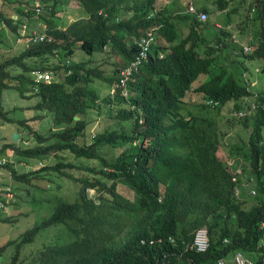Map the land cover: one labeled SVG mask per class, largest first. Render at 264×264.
I'll list each match as a JSON object with an SVG mask.
<instances>
[{"label":"trees","instance_id":"1","mask_svg":"<svg viewBox=\"0 0 264 264\" xmlns=\"http://www.w3.org/2000/svg\"><path fill=\"white\" fill-rule=\"evenodd\" d=\"M36 1L48 11L38 19L48 24L53 41L20 49L22 24L36 21ZM78 1L86 18L65 29L55 17L68 0H0V48L5 51L0 57V119L13 123L4 105L5 96L11 95L32 102L29 109L51 113L55 129L48 135L29 129L35 146L15 143L0 151V163L7 150L13 151L23 162L20 170L10 161L0 167L21 185L31 184L32 178L53 182L50 173L72 179L66 169L76 166L64 158L66 152L100 163L99 168L78 167L98 177L78 180L81 187L73 198H35L32 205H47L48 216L1 247L0 263L217 264L222 258L236 264L235 255L241 253L264 264V91L242 84L227 65L251 71L249 63H255L264 74V0H207L211 7L204 4L197 11L210 16L207 23L190 12L193 0L186 10L178 8L182 0H174L173 8L166 0ZM243 4H249L246 15L252 18L240 29L245 39L250 31L254 52L249 55L232 48L230 31L214 32L212 43L203 35L213 30L211 18L227 14L231 21ZM254 11L258 15H252ZM184 22L189 33L181 26ZM250 22L259 24V30L253 31ZM151 30L158 35V46L132 74L128 100L120 93L103 98L95 81L105 79L109 87L118 82L137 54L134 41ZM109 50L119 63L104 77L90 63ZM16 69L20 72L14 75ZM35 70L52 73V82L38 84L32 76ZM192 95L197 101L189 109ZM118 106L130 109L123 112ZM92 107L124 125L132 123L131 134L124 128L108 129L87 139ZM25 109L15 106V111ZM235 111L244 113L239 121L249 135L239 134V142L230 146L229 165L219 156L224 135L211 114ZM107 148L123 151L109 159L103 154ZM53 155L58 161L54 164ZM119 185L133 191L134 199L120 194ZM2 187L1 212L15 203L14 195L16 199V189ZM89 189L101 195L92 199ZM2 214L0 223L12 220ZM52 227L61 228L56 241L38 245ZM201 229L208 231L206 251L196 244Z\"/></svg>","mask_w":264,"mask_h":264},{"label":"rangeland","instance_id":"2","mask_svg":"<svg viewBox=\"0 0 264 264\" xmlns=\"http://www.w3.org/2000/svg\"><path fill=\"white\" fill-rule=\"evenodd\" d=\"M68 1L69 4H67L66 6L58 7L59 12L57 11L56 17L60 16V18H55V20H57L59 27L67 28L70 24L80 20L83 17V10L82 7H80L81 5L79 1L78 0H68ZM189 1L191 0H182L181 3L184 4L186 7ZM240 1L242 0H234V3L237 4ZM210 2L207 0H193L196 11L201 9L204 6V4H207L209 7H211L212 4ZM231 7L229 8L232 10L234 6ZM238 8L239 11L232 13L231 21H229V15L227 14L219 15L218 19L217 18L215 19V17L211 18V21H212V25H215L217 22L220 23L221 21V23L224 25V29H226L227 26L229 25L232 29L235 30L236 34L240 38H242L241 41L243 43L244 42L246 43L251 38V35L249 34L250 31L249 30L247 31L249 37L246 40L245 37L240 33L241 32L240 29L242 26H244L245 23L248 22V19H252L246 15L249 9V4L247 5L243 4ZM255 14L258 15L257 13H255V11L254 13L252 12V15ZM33 18L36 20V22H40L36 26L40 27V29L38 30L41 32L42 24H45V22L42 19H36L35 17ZM250 28L253 31H258L260 26L259 24L253 25V23L250 22ZM186 31L187 29L185 30V32ZM210 34L211 36L214 37V30H211ZM17 46L21 49V45H17ZM232 48L239 50L238 46H233ZM233 50L227 49V51H233ZM13 52L16 51L14 50ZM3 54H5V51L1 50L0 48V57ZM12 55L14 54L12 53ZM78 60H80V58ZM118 63H119V58L117 57V55L112 53V51H109L107 53L98 54V56L95 57V60L92 61V63H90V67L99 69V71L102 72L104 77H108L115 72ZM229 63H227V65H229L232 68V70L236 73V77L241 81L242 84L249 83L251 86H254V90L264 91V74L262 73L261 68L259 69V67L256 68L254 67L255 63L254 64L249 63V67L251 71L242 69L238 64L236 65V63L235 64L232 63V65ZM19 72H20L19 69L12 70V73L14 75H16ZM104 80L105 79H97L94 83L95 87L100 90L102 96H105L108 93L107 88L109 87L107 82H105ZM200 80L201 82H204L206 78L202 77ZM196 101L197 99H193L189 101V103L187 104L189 109H193V106L191 104H194ZM4 105L6 111L8 112V115L10 116V118L13 119V123L4 122L2 121V119H0V151L4 149L5 146L7 145L10 146L15 143H17L19 146H23L26 148L35 146L36 140L32 132L29 131V129H33L41 134H46V135H48V133L51 130H55L53 115L49 112L41 113L40 111L29 109V106L32 105V102H25L23 99L18 100V97L15 99V96L6 95L4 98ZM15 106L21 108L24 107L28 109H25V111L23 112L15 111ZM118 107H119L118 110H121L123 112L126 109V107L124 106H118ZM102 108L104 107L101 106L100 111L102 110ZM127 109H130V106H127ZM100 111H98V109H93V107L89 109L90 114L88 116V120L91 122V124L87 129V139H90L95 134L104 132L108 129L122 130L124 128L125 132L128 135L131 134L132 123L124 125L123 122H121L120 120L111 119L108 117V115L103 113L100 114ZM116 113L117 112H115V114ZM211 116H213L217 120L220 127V131L224 135L222 140V145L219 150V156L221 157L222 161L226 163L228 162V164L231 165V163L233 164V162L229 154V151L231 149L230 146L232 144H236L239 142V137H238L239 134L245 137L247 134L249 135V133L242 132L243 125L240 123L239 119L235 117L236 113L234 112H222V113L215 112L211 114ZM20 120L26 123L25 126L19 123ZM59 130L60 129H56L55 132H58ZM88 131L90 132V134ZM15 133L18 134L20 133L21 134L20 138L22 136V140L19 139L17 142H14L13 135ZM122 151H123L122 149H118L115 153L114 150L107 148L104 149L103 154L107 156L109 159H114L116 158L115 154L119 155ZM64 158L67 159V162H72L76 166L75 169H66V172H68L70 176H73L72 179H70L67 176H60L54 173H50V177L53 179V182L50 180L42 181L40 179L32 178L31 184L18 185L10 176L9 171L4 167H0V188L5 184L8 185L10 188H14V190L16 189L15 190L16 199L14 195L15 203H13L11 207H9L8 211H3V212L0 211V214L3 213L2 214L3 218L11 217L12 219L9 223L6 224L0 223V248L5 246L11 240H15L17 237H19L22 233L26 232L28 229L32 228L33 225L37 223L36 221L48 216L49 213H48L47 205H45L44 208L43 206L40 207V204H38L37 202H35V205H32L35 198L43 201L49 200L54 196H59V195H64L67 198H73V194L76 191H78L81 187V183L78 182V180L87 177H89L91 180H94L95 177H98L88 172L87 170L78 169V167L94 166L96 168H99L100 165L99 161L76 159L74 158L73 155H71L68 152L64 154ZM9 161L15 163L16 167L19 170L21 168V165L23 164V162H20L21 160L17 159L13 151L7 150L0 164L5 165V163ZM51 162L52 164L58 162L56 155H53L51 157ZM43 163L45 164V166L48 164L45 162ZM110 184L111 183H108L107 187H109ZM45 189L48 191H46ZM118 192L130 200L134 199L133 191L127 189L126 187L119 185ZM99 195L101 194L100 192H98L97 189L88 190V197L92 199L97 198ZM58 233L59 234L61 233V228H53V227L49 228L47 232H43L44 235L40 237L38 245H41L42 243H50L56 241ZM38 245L33 246V248L38 247ZM7 253L11 254L12 249L8 248ZM2 260L0 257V261ZM0 264H5V263H0Z\"/></svg>","mask_w":264,"mask_h":264},{"label":"clouds","instance_id":"3","mask_svg":"<svg viewBox=\"0 0 264 264\" xmlns=\"http://www.w3.org/2000/svg\"><path fill=\"white\" fill-rule=\"evenodd\" d=\"M162 1V0H161ZM174 0H166V2H167V4H171V6H172V8L174 7V2H173ZM37 3H39L40 5H41V8H42V13L41 14H37V12H36V9H35V5L37 4ZM189 7H191V6H194V3H193V1H191L190 3H189ZM81 7V6H80ZM176 7V6H175ZM195 7V6H194ZM48 10H51V9H48ZM82 10H83V17L82 18H86V13H85V11H84V9L82 8ZM33 11L35 12V15H34V17L36 18V19H38V17H40V16H43L44 14H45V12L47 13L48 11L45 9V11H44V7H43V5L41 4V2H39V1H36L35 2V4H34V7H33ZM199 12V11H198ZM194 14V13H193ZM55 18H60V16H57V17H55ZM81 18V19H82ZM209 18H210V16H209ZM208 18V20L206 21V22H201V23H207V22H209L210 21V19ZM14 19L15 20H17L18 19V16L17 15H15L14 16ZM35 22V24L33 23V24H29V22H28V20L26 19L25 20V23H23L22 24V32H27V35L29 36L30 34H32L33 32H36L37 34H39V35H42V34H47V36L49 37V38H52V41H53V37H51V35L49 34V31H50V28H49V26H48V24L47 23H45V24H42V27H41V29H42V31L40 32L38 29H40V27H38V26H36L38 23H40V22H36V21H34ZM216 24H221V22L219 23V22H217ZM71 25V24H70ZM69 25V26H70ZM222 25V27H220V26H216V25H213V30H214V32H219L220 30H226V31H230L231 33H232V39H231V41L229 42V44H233V46H238L239 47V51H243V53L245 54V55H249L250 53H253L254 52V45H252L251 43H250V41H251V38H250V40L248 41V42H242L241 40H242V38H240L237 34H236V32H235V30L234 29H232L231 27L229 28L228 26H227V28L226 29H224V27H223V24H221ZM68 26V27H69ZM181 26L182 27H185L186 29H187V24L184 22V23H181ZM67 27V28H68ZM60 28V27H59ZM64 28V27H63ZM66 29V28H65ZM228 29V30H227ZM207 30H209V29H207ZM212 30V29H211ZM210 30V31H211ZM22 32H21V36L19 37V39H21L22 41L21 42H18V44L19 45H21V46H26V47H29L30 45H32V43H27V40H28V37L27 36H22ZM190 31L187 29V31H186V33H189ZM203 35H204V32H203ZM205 37H207V39H209L210 38V36L209 35H207V33H206V35H204ZM18 39V40H19ZM214 39V37L212 38V39H210V41H211V43H212V40ZM246 40H247V38H246ZM51 41V42H52ZM45 42H48V40H46V41H44V43ZM41 43H43V42H41ZM38 44H40V43H38ZM134 44H136V46H137V49H138V51H137V54L135 55V57L133 58V60L131 61V63L129 64V66L127 67V69L126 70H124V71H122V73H121V78L119 79V81L118 82H116L112 87H108L107 88V91H108V93L105 95V96H102L103 98H105L106 96H111V97H115L118 93H120L121 94V96L122 97H125L127 100H128V98H129V81H130V79H131V76H132V74H134V73H138L140 70H141V68L143 67V63L146 61V62H148L149 60H150V57H151V52H152V50H153V48L155 47V46H158V35H157V33H156V31H153V30H151V31H149L146 35H144V36H142L141 38H138V39H136L135 41H134ZM33 45H35V44H33ZM110 51V50H109ZM108 51V52H109ZM237 51V50H236ZM235 51V53L237 54V52ZM145 53V57H142V54H144ZM234 53V54H235ZM235 54V55H236ZM140 61V63L135 67L134 66V64H136V63H138ZM71 62L72 61H70V60H67V62H66V65H68V66H70L71 65ZM248 65V64H247ZM255 67V66H254ZM256 68V67H255ZM130 70H132V73H131V75L130 76H128V78L126 77V73L128 72V71H130ZM259 71V70H258ZM40 74H49V76H51V80H45V79H43V78H40L39 77V75ZM67 74L69 75V74H71V71H67ZM52 73H50V72H45V71H39V70H35L34 72H32V76L33 77H36V81H37V83L39 84L40 82L41 83H51L52 82V80H53V77H52ZM119 78V77H118ZM118 80V79H117ZM99 92H100V90H99ZM100 94H101V92H100ZM195 98H197V95H192L189 99H188V103H189V101L190 100H193V99H195ZM211 102L209 101L208 102V105L210 104ZM126 108H127V106H126ZM234 113H236V118L237 119H240L241 117H243L244 116V113L242 112V111H235ZM239 117V118H238ZM78 118V117H77ZM79 120V119H78ZM142 122V121H141ZM217 125L219 126V124H218V122H217ZM96 135V134H95ZM94 137V136H93ZM232 164V163H231ZM237 172L238 173H240L241 171L238 169L237 170ZM235 181V180H234ZM252 193L254 194L255 193V191H252ZM201 230H205L206 232H207V235H208V231L206 230V229H201ZM208 244H209V237H208ZM208 248H209V245H208ZM207 248V249H208ZM235 261H236V264H256L253 260H251V259H249L248 257H246V256H244L243 254H241V253H238V254H236L235 255ZM218 263L217 264H226V261L224 260V259H222V258H220V259H218V261H217ZM163 264H165V263H163Z\"/></svg>","mask_w":264,"mask_h":264},{"label":"built area","instance_id":"4","mask_svg":"<svg viewBox=\"0 0 264 264\" xmlns=\"http://www.w3.org/2000/svg\"><path fill=\"white\" fill-rule=\"evenodd\" d=\"M35 9H36L37 14L42 13V8H41V5L39 3H37L35 5ZM190 12L191 13H197L194 6L190 7ZM197 18L201 22H206L209 18V15L207 13L200 12V13H197ZM22 36H27L28 37L27 43H32V44H38V43L44 42L46 40H48V42L52 41V38H49L47 36V34L39 35L36 32H33L29 36L27 35V32H22ZM21 41H22L21 39L18 40V42H21ZM142 57H145V53L142 54ZM139 63H140V61L138 63L134 64V66L136 67ZM131 73H132V70L128 71L126 73V77L128 78V76H130ZM39 77L43 78L47 81L51 80V76H49V74H40ZM0 191H1V189H0ZM6 191L11 192V188H7ZM10 196L12 197L13 195L11 194ZM196 244H197V248L199 251H206L207 250L209 244H208V235H207V232L205 230H200L198 232Z\"/></svg>","mask_w":264,"mask_h":264},{"label":"crops","instance_id":"5","mask_svg":"<svg viewBox=\"0 0 264 264\" xmlns=\"http://www.w3.org/2000/svg\"><path fill=\"white\" fill-rule=\"evenodd\" d=\"M178 8L179 9H185L186 10V7H185V5L184 4H182L181 3V1H180V3H178ZM221 22V21H220ZM35 24V23H34ZM222 24V23H221ZM221 24H215L216 26H220V27H222V25ZM190 25H188V27H189ZM223 27H224V25H223ZM228 27L230 28V26L228 25ZM209 32V33H208ZM206 33H207V35H209L210 36V38L208 39L209 41H210V39H212L213 38V36H211V34H210V30H205L204 31V35H206Z\"/></svg>","mask_w":264,"mask_h":264},{"label":"water","instance_id":"6","mask_svg":"<svg viewBox=\"0 0 264 264\" xmlns=\"http://www.w3.org/2000/svg\"><path fill=\"white\" fill-rule=\"evenodd\" d=\"M75 119L78 120L79 118L76 117ZM19 139H20V134L15 133V134L13 135V141H14V142H17Z\"/></svg>","mask_w":264,"mask_h":264}]
</instances>
